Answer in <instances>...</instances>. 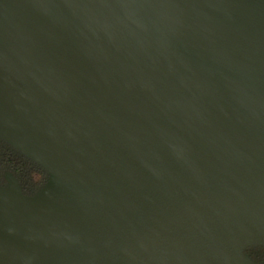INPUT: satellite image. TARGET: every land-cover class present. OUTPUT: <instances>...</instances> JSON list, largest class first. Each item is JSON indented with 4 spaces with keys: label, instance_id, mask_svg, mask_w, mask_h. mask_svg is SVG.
<instances>
[{
    "label": "water",
    "instance_id": "95a60500",
    "mask_svg": "<svg viewBox=\"0 0 264 264\" xmlns=\"http://www.w3.org/2000/svg\"><path fill=\"white\" fill-rule=\"evenodd\" d=\"M0 264H258L264 0H0Z\"/></svg>",
    "mask_w": 264,
    "mask_h": 264
},
{
    "label": "trees",
    "instance_id": "16d2710c",
    "mask_svg": "<svg viewBox=\"0 0 264 264\" xmlns=\"http://www.w3.org/2000/svg\"><path fill=\"white\" fill-rule=\"evenodd\" d=\"M17 179L22 192L35 194L46 184L48 171L30 157L0 138V186L7 185V174ZM258 264H264V244H253L244 249Z\"/></svg>",
    "mask_w": 264,
    "mask_h": 264
}]
</instances>
